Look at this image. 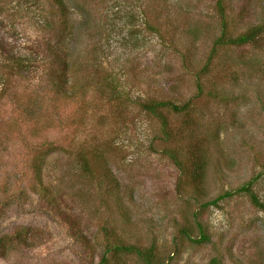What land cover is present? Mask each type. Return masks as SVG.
Instances as JSON below:
<instances>
[{"label": "rangeland", "instance_id": "1", "mask_svg": "<svg viewBox=\"0 0 264 264\" xmlns=\"http://www.w3.org/2000/svg\"><path fill=\"white\" fill-rule=\"evenodd\" d=\"M62 1L64 13L51 0H0V264H143L112 258L114 241L152 243L161 264H264V210L252 201L264 203V37L214 46V0ZM244 1H223L232 33L262 14L264 0ZM56 44L69 99L38 82ZM208 58L214 83L194 97ZM165 98L194 105L165 114L200 139L202 197L177 193L164 152L182 157L193 138L164 139L141 108ZM20 226L34 238H7Z\"/></svg>", "mask_w": 264, "mask_h": 264}, {"label": "trees", "instance_id": "2", "mask_svg": "<svg viewBox=\"0 0 264 264\" xmlns=\"http://www.w3.org/2000/svg\"><path fill=\"white\" fill-rule=\"evenodd\" d=\"M53 4L56 6L58 11L60 13H64V10H62L64 3L62 0H51ZM224 0H214V7H216V13L218 17V34L213 39V45L214 46H227V47H233V48H239L244 47L246 45L251 46H257V42L264 37V8L262 9V14L256 22L251 23L247 25L244 29L241 31H238L236 33H232V26H233V17L231 14H228L227 8L225 6ZM247 3V0L244 1V4ZM52 45H50L51 47ZM47 49V48H46ZM47 51L51 54V62L50 66L48 67L50 70V73H42L39 76L38 82L40 85H42L43 89L51 93L53 96H60L64 98H71V93L67 91V75L65 77L64 71L66 70L68 64L65 57V53L63 52V49L58 47V44L52 46V48L47 49ZM63 53V54H62ZM62 54V55H61ZM25 55V54H24ZM11 61L14 63V65L17 68H24L26 69L29 65H24L25 58L21 57L19 59L17 56H10ZM241 57V56H240ZM212 58V57H211ZM210 58H208L205 61V64L202 65L198 72H196V83L194 84L196 92L194 93V97L202 94L205 89V86H207L210 83H214L213 81L205 82V79H207V76L210 73ZM242 62V60H240ZM37 85V84H36ZM38 86V85H37ZM214 89L207 90V93L210 95H214L212 91ZM75 102V101H73ZM76 106H78V103H76ZM194 105L185 103L182 105H177L171 98H165V99H157V100H151L147 103H142L141 108L144 110V112H147L148 114H151L153 117L156 118L158 122L159 130L162 134V137L166 140H175L181 139L184 134L186 135L187 139H192V134L187 131V129H173L171 122L167 119V116L165 114V111L168 112H189ZM82 110V108H81ZM184 124V122H183ZM197 141H200V139H196ZM195 138H193L194 143H186L187 146L186 151L184 153V156L179 157V153L177 150L168 148L164 149V152L168 156L169 160L173 163V165L178 170V178H177V185L176 189L179 190L177 193H184L187 196H191L193 199H196L194 197H202L199 195H202V187L201 183L204 176V166L206 161V156L204 155V148L201 144H199ZM185 142H188L185 140ZM39 162L33 161L31 166V173L34 176V182L37 184L39 183ZM85 164V162H84ZM30 185V183H29ZM34 190V189H32ZM176 190V191H177ZM253 196V195H251ZM255 205L261 207L264 210V203H259L256 201V199L252 200ZM197 202H199L201 205H206L207 202H200V199H197ZM194 223L199 227V237L198 239L205 240L206 237L203 236L204 232L201 230L199 222L197 220H194ZM190 230L186 226H182L179 229V232L183 236L189 237ZM21 233V234H19ZM32 237V235H31ZM27 227H17L10 237L7 238H16L18 242H24L25 239L31 238ZM34 238V236L32 237ZM3 239V238H2ZM2 241V240H1ZM0 241V250L3 246ZM198 241V240H196ZM107 250L112 252V258H115L117 252H126V254H136L139 256V259L142 261L143 264H161L160 257L155 254L154 252V245L151 243L148 247H140L136 245H128L124 244L121 241H114L106 244L105 247ZM114 255V256H113ZM97 264H107V259L104 255H101L99 257V261Z\"/></svg>", "mask_w": 264, "mask_h": 264}]
</instances>
